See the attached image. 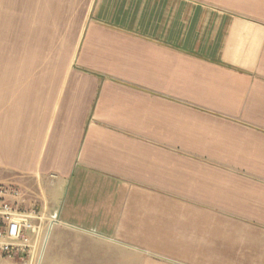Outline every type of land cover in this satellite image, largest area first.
Returning a JSON list of instances; mask_svg holds the SVG:
<instances>
[{
	"label": "crops",
	"instance_id": "0c3cea01",
	"mask_svg": "<svg viewBox=\"0 0 264 264\" xmlns=\"http://www.w3.org/2000/svg\"><path fill=\"white\" fill-rule=\"evenodd\" d=\"M40 1L0 53V183L57 215L40 264H264V0Z\"/></svg>",
	"mask_w": 264,
	"mask_h": 264
},
{
	"label": "built area",
	"instance_id": "2783aa9c",
	"mask_svg": "<svg viewBox=\"0 0 264 264\" xmlns=\"http://www.w3.org/2000/svg\"><path fill=\"white\" fill-rule=\"evenodd\" d=\"M57 215L30 201L15 183H0V258L40 264Z\"/></svg>",
	"mask_w": 264,
	"mask_h": 264
},
{
	"label": "rangeland",
	"instance_id": "374dc122",
	"mask_svg": "<svg viewBox=\"0 0 264 264\" xmlns=\"http://www.w3.org/2000/svg\"><path fill=\"white\" fill-rule=\"evenodd\" d=\"M41 5L40 0H0L1 54L4 55V52L10 51V47L14 46L13 50L17 51L18 55H24L26 44L29 41L31 45L34 44V33L41 19L37 16L36 10L41 8ZM5 182L8 183V180ZM26 185L25 193L30 198L31 195L33 196L32 184ZM20 187L23 189L22 186Z\"/></svg>",
	"mask_w": 264,
	"mask_h": 264
}]
</instances>
